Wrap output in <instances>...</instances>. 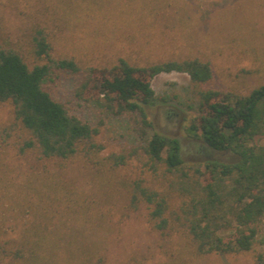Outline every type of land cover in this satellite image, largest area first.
<instances>
[{"label":"rangeland","instance_id":"obj_1","mask_svg":"<svg viewBox=\"0 0 264 264\" xmlns=\"http://www.w3.org/2000/svg\"><path fill=\"white\" fill-rule=\"evenodd\" d=\"M35 29L46 34L53 58L72 57L82 68L110 67L119 58L142 66L195 57L210 63L216 87L247 93L264 84V0H0V48L17 50L30 67L46 62L33 52ZM76 81L75 74L56 70L43 85L98 128L100 156L129 154L115 168L96 169L74 158L58 169L91 204L68 224L91 235L93 264H256V254L264 253V220L250 250L197 255L176 235L155 230L145 204L130 205V184L142 179L161 186L165 165L143 152L134 116L113 115L98 102L77 99ZM150 84L154 98L146 113L155 130L179 140L184 161L234 160L233 152L212 149L190 129L198 112L187 73L160 72ZM11 120L12 105L0 103V129ZM7 141L0 133V244L30 220L20 202L36 166L34 156L15 152ZM255 142L264 144V134Z\"/></svg>","mask_w":264,"mask_h":264},{"label":"trees","instance_id":"obj_2","mask_svg":"<svg viewBox=\"0 0 264 264\" xmlns=\"http://www.w3.org/2000/svg\"><path fill=\"white\" fill-rule=\"evenodd\" d=\"M32 49L46 62L30 67L17 50L0 48V103L12 105V120L0 133L8 147L31 154L36 164L20 202L29 209L30 220L18 236L0 244V263L93 264L91 235L68 224L70 218L79 220L91 204L58 169L74 158L96 169L115 168L129 156H100L98 128L70 112L44 87L56 70L75 74L77 99L98 102L113 115L134 116L143 152L154 164L165 165L161 186L136 179L129 189L130 205L145 204L155 230L176 235L197 255L252 248L264 220V144L255 142L264 134V84L247 93L216 87L210 63L195 57L142 66L119 58L110 67L82 68L72 57L53 58L41 29L34 30ZM174 70L189 75L197 96L198 114L190 129L212 149L233 152L234 160L184 161L179 140L154 129L145 110L154 98L151 79ZM255 259L256 264L264 263V253L258 252Z\"/></svg>","mask_w":264,"mask_h":264}]
</instances>
